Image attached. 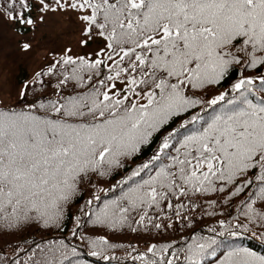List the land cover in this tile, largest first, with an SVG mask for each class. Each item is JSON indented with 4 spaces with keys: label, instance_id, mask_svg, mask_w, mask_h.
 <instances>
[{
    "label": "snow or ice",
    "instance_id": "6c2138e0",
    "mask_svg": "<svg viewBox=\"0 0 264 264\" xmlns=\"http://www.w3.org/2000/svg\"><path fill=\"white\" fill-rule=\"evenodd\" d=\"M57 13L76 48L0 95V264H264L230 243L264 246V0H0L21 36Z\"/></svg>",
    "mask_w": 264,
    "mask_h": 264
},
{
    "label": "rangeland",
    "instance_id": "374dc122",
    "mask_svg": "<svg viewBox=\"0 0 264 264\" xmlns=\"http://www.w3.org/2000/svg\"><path fill=\"white\" fill-rule=\"evenodd\" d=\"M77 27L78 24L74 18L57 13L49 15L46 22L39 25L34 33L29 31L27 39H34L32 50L35 52L36 66L49 63L50 55L61 51L68 45L67 43H71L73 47H76L73 39L78 38ZM19 37L20 35L13 30L12 26L0 23V90L3 92L11 90L15 86L12 83V72L16 66L14 61L21 58H27V62L33 61L32 55L20 52L21 49L17 47ZM63 39L65 43H63ZM4 72H8L10 75L8 81L5 79ZM5 97L7 100L13 98ZM8 239H12V237H8Z\"/></svg>",
    "mask_w": 264,
    "mask_h": 264
},
{
    "label": "trees",
    "instance_id": "16d2710c",
    "mask_svg": "<svg viewBox=\"0 0 264 264\" xmlns=\"http://www.w3.org/2000/svg\"><path fill=\"white\" fill-rule=\"evenodd\" d=\"M112 194H109L108 198H111ZM217 218L213 217L210 219H203L202 221H197L195 227L197 230L201 231V234H207L206 233V229L207 226L211 223H214L215 220ZM36 234V233H35ZM172 232V230H169L168 232H165L163 234L157 233L155 232V230H153L151 233H132L131 231L125 229L123 231H118L116 233H112L107 229H103L97 233H95L94 235H105L112 243H117V244H139V243H148L149 241H153L154 243H165V242H171V241H182L183 237L189 236L191 235V231L188 229H185L184 231H180V234H175ZM38 237H41L40 234H38ZM59 236V233L56 232H51L49 233L45 239L47 238H56ZM34 237V234H33ZM36 238V237H34ZM11 240V239H10ZM74 242V241H73ZM74 243H78V242H74ZM80 244H82L80 242ZM84 245V244H82ZM138 247L139 251H144L143 248H141L138 245H135ZM130 249L127 248H117L111 251L110 254L115 255L118 260L120 261V264H131L130 258L128 257V253L130 252ZM138 264V262H137Z\"/></svg>",
    "mask_w": 264,
    "mask_h": 264
}]
</instances>
